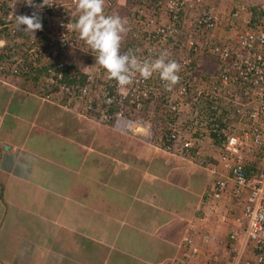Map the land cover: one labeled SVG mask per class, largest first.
Here are the masks:
<instances>
[{"label":"built area","instance_id":"obj_1","mask_svg":"<svg viewBox=\"0 0 264 264\" xmlns=\"http://www.w3.org/2000/svg\"><path fill=\"white\" fill-rule=\"evenodd\" d=\"M118 1L105 0V9ZM122 1L129 31L121 51L142 60L166 51L182 65L171 91L158 74L137 76L125 88L109 79L78 33L66 28L78 18L76 0H46L35 39L15 26L16 16L33 11L25 0H0V82L25 78L32 84L27 95L40 102L166 152L182 141L190 154L193 135L202 133L212 143L205 168L215 191L223 192L230 181L232 195L243 199V244L237 251L231 247L230 264H264V3L235 5L223 18L213 0ZM223 20L226 31L220 34ZM72 64L77 73L66 70ZM160 114L168 117L162 126L156 122ZM182 119L190 121L187 129ZM165 138L172 144L162 146ZM240 230L232 231L230 242ZM209 239L186 236L182 255L171 264L198 259L199 245Z\"/></svg>","mask_w":264,"mask_h":264},{"label":"crops","instance_id":"obj_2","mask_svg":"<svg viewBox=\"0 0 264 264\" xmlns=\"http://www.w3.org/2000/svg\"><path fill=\"white\" fill-rule=\"evenodd\" d=\"M117 4L111 9L126 10ZM6 81L0 264H171L194 233L210 239L189 264H230L231 247L243 244V199L230 181L215 191L205 168L212 143L202 133L190 154L182 141L166 152L40 102L26 81Z\"/></svg>","mask_w":264,"mask_h":264},{"label":"clouds","instance_id":"obj_3","mask_svg":"<svg viewBox=\"0 0 264 264\" xmlns=\"http://www.w3.org/2000/svg\"><path fill=\"white\" fill-rule=\"evenodd\" d=\"M24 3L33 11L30 15L16 16L15 26L35 39L36 32L43 29L41 11L47 3L46 0L40 4L34 3V0H25ZM76 4L78 18L69 22L66 28L78 33L79 39L94 54L95 64L103 68L108 78L119 87L132 85L137 76L147 80L154 74H158L167 91L179 84L182 65L169 59L166 51L152 60H142L131 50L121 51L129 31L128 21L119 15L105 14V0H76Z\"/></svg>","mask_w":264,"mask_h":264},{"label":"rangeland","instance_id":"obj_4","mask_svg":"<svg viewBox=\"0 0 264 264\" xmlns=\"http://www.w3.org/2000/svg\"><path fill=\"white\" fill-rule=\"evenodd\" d=\"M212 3L219 11L223 12V18H226V15L230 12L231 9H233L235 5H243L247 8V7H252V5H256L258 3H264V0H213ZM115 6L117 7L118 4H115ZM116 7L115 9H105V14L119 15L122 18H125L128 12L126 10L122 11L120 9H117ZM225 31H226V27H225V22L223 20L222 24L219 27V33L223 34ZM207 67L209 70L210 69L212 70L214 66L212 65V63H208ZM0 88H2L3 91H10L9 89L10 87L3 85L1 82H0ZM8 122H12V121L8 120ZM10 125L13 127V124Z\"/></svg>","mask_w":264,"mask_h":264},{"label":"trees","instance_id":"obj_5","mask_svg":"<svg viewBox=\"0 0 264 264\" xmlns=\"http://www.w3.org/2000/svg\"><path fill=\"white\" fill-rule=\"evenodd\" d=\"M126 9V8H125ZM126 11L128 12V10L126 9ZM87 59H89V57H87ZM0 61H3V59L2 58H0ZM81 63L83 64L84 62L83 61H81ZM70 69H75V71H76V73H77V67L75 66V65H70V66H67V71H70ZM4 78H8V76H5ZM21 80H23V81H26V79L25 78H23V79H21ZM27 82V81H26ZM166 119H168V117L167 116H164V115H162V114H160V115H157V119H156V122H157V124L158 125H163L164 124V122H165V120ZM166 144H172V142L171 141H168V139L167 138H165V140H164V143L162 144V146H164V145H166Z\"/></svg>","mask_w":264,"mask_h":264}]
</instances>
